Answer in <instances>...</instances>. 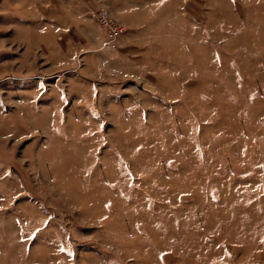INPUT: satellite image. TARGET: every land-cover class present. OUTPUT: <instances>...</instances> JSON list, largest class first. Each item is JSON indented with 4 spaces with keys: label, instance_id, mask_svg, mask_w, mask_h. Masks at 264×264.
I'll list each match as a JSON object with an SVG mask.
<instances>
[{
    "label": "rangeland",
    "instance_id": "1",
    "mask_svg": "<svg viewBox=\"0 0 264 264\" xmlns=\"http://www.w3.org/2000/svg\"><path fill=\"white\" fill-rule=\"evenodd\" d=\"M0 264H264V0H0Z\"/></svg>",
    "mask_w": 264,
    "mask_h": 264
},
{
    "label": "built area",
    "instance_id": "2",
    "mask_svg": "<svg viewBox=\"0 0 264 264\" xmlns=\"http://www.w3.org/2000/svg\"><path fill=\"white\" fill-rule=\"evenodd\" d=\"M95 20L103 32L100 45L107 47L119 45L125 29L123 23L114 17L104 6H99L96 9Z\"/></svg>",
    "mask_w": 264,
    "mask_h": 264
}]
</instances>
